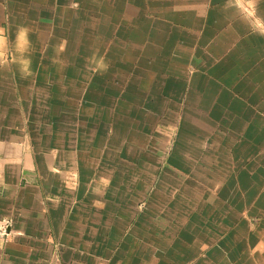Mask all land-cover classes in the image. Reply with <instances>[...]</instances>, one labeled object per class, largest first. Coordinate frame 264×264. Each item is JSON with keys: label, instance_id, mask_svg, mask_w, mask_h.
Here are the masks:
<instances>
[{"label": "crops", "instance_id": "obj_1", "mask_svg": "<svg viewBox=\"0 0 264 264\" xmlns=\"http://www.w3.org/2000/svg\"><path fill=\"white\" fill-rule=\"evenodd\" d=\"M0 29V264H264V0H0Z\"/></svg>", "mask_w": 264, "mask_h": 264}, {"label": "clouds", "instance_id": "obj_2", "mask_svg": "<svg viewBox=\"0 0 264 264\" xmlns=\"http://www.w3.org/2000/svg\"><path fill=\"white\" fill-rule=\"evenodd\" d=\"M254 6V4H253ZM260 35H264V32H260ZM8 38L5 35V30L0 29V67L5 66L8 63L9 54L7 51ZM31 47V41L29 40L28 29L21 25L17 28L16 33V53L20 57L17 61L19 65V71L23 77L30 76L31 59L26 53Z\"/></svg>", "mask_w": 264, "mask_h": 264}, {"label": "built area", "instance_id": "obj_3", "mask_svg": "<svg viewBox=\"0 0 264 264\" xmlns=\"http://www.w3.org/2000/svg\"><path fill=\"white\" fill-rule=\"evenodd\" d=\"M9 223L0 217V241L6 242L9 235Z\"/></svg>", "mask_w": 264, "mask_h": 264}]
</instances>
